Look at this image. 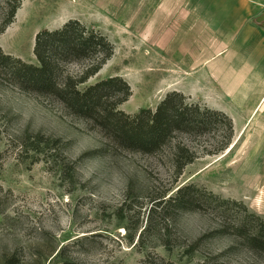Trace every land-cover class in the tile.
Masks as SVG:
<instances>
[{
    "label": "rangeland",
    "instance_id": "1",
    "mask_svg": "<svg viewBox=\"0 0 264 264\" xmlns=\"http://www.w3.org/2000/svg\"><path fill=\"white\" fill-rule=\"evenodd\" d=\"M4 1V53L35 63L37 33L80 20L115 45L90 83L123 77L132 95L121 110L156 109L178 90L230 110L235 137L173 181L167 153L119 146L1 69L0 264H264V244L253 238L264 223V106L242 110L212 73L245 56L248 28L264 24V0H21L11 21ZM180 187L179 202L168 201Z\"/></svg>",
    "mask_w": 264,
    "mask_h": 264
},
{
    "label": "trees",
    "instance_id": "2",
    "mask_svg": "<svg viewBox=\"0 0 264 264\" xmlns=\"http://www.w3.org/2000/svg\"><path fill=\"white\" fill-rule=\"evenodd\" d=\"M20 5L21 0L4 1L2 11L8 21ZM34 53L37 61L28 63L0 47V70H5L10 82L23 92L48 98L68 114L96 122L119 146L145 154L167 153L173 181L180 180L188 164L201 156L224 153L234 140L235 124L226 112L190 102L178 90L169 92L156 109L142 108L135 114L121 110L132 95L123 77L90 83L113 57L115 45L80 20L70 19L60 28L37 33ZM206 135L211 142L205 147L193 143ZM184 190L180 187L168 201L179 202ZM194 201L192 198L188 203ZM253 238L264 244L263 222Z\"/></svg>",
    "mask_w": 264,
    "mask_h": 264
},
{
    "label": "crops",
    "instance_id": "3",
    "mask_svg": "<svg viewBox=\"0 0 264 264\" xmlns=\"http://www.w3.org/2000/svg\"><path fill=\"white\" fill-rule=\"evenodd\" d=\"M248 29L249 34L244 35L242 46L244 53L247 52L245 56L232 65L228 64L225 69H214L212 73L236 106L255 115L260 114L264 106V94H259L261 90L264 91V24L259 29L253 26ZM224 57L223 54L213 57L212 64L221 62ZM258 96L260 98L256 102ZM225 112L230 115V110L226 109Z\"/></svg>",
    "mask_w": 264,
    "mask_h": 264
}]
</instances>
